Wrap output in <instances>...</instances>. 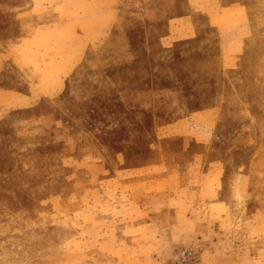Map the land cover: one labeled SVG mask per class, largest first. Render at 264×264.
<instances>
[{
	"label": "rangeland",
	"instance_id": "rangeland-1",
	"mask_svg": "<svg viewBox=\"0 0 264 264\" xmlns=\"http://www.w3.org/2000/svg\"><path fill=\"white\" fill-rule=\"evenodd\" d=\"M247 12L228 72L197 65L183 43L124 58L88 42V27L70 33L69 71L44 78L56 86L0 112V264H264V0ZM45 44L58 62L61 40ZM9 71L29 92L34 77ZM209 107L208 145L155 137ZM211 162L218 172L203 176ZM176 165L185 175L166 178Z\"/></svg>",
	"mask_w": 264,
	"mask_h": 264
},
{
	"label": "crops",
	"instance_id": "crops-1",
	"mask_svg": "<svg viewBox=\"0 0 264 264\" xmlns=\"http://www.w3.org/2000/svg\"><path fill=\"white\" fill-rule=\"evenodd\" d=\"M248 2L250 0H1L4 28L0 29V112L28 106L36 99L37 90L56 86L44 83V78L48 73L69 71L66 58L70 33L78 35L82 27L92 32V36L87 35L88 42L104 40L114 48L112 54L117 57L131 58L136 54L154 59L168 53L175 44L183 43L185 48L190 47L187 52L197 65L231 71L250 31ZM115 24L124 28L121 35L109 34ZM50 33L61 40L58 62L54 61L55 55L46 50L48 45H42ZM11 68L34 77L28 83L29 92L16 88L21 83L9 74ZM217 115V109L209 107L187 113L153 131L158 139H181L185 151L190 143L209 144V132ZM176 167V174L168 171L165 177H183L185 172ZM125 171L144 172L130 168ZM216 172L218 164L211 162L203 176ZM145 180L127 181L126 186L143 185ZM184 190L191 200L190 189ZM193 194L195 198L199 194L197 187Z\"/></svg>",
	"mask_w": 264,
	"mask_h": 264
}]
</instances>
